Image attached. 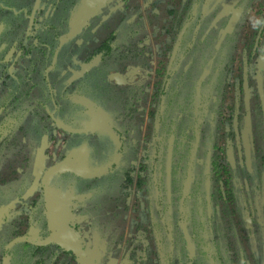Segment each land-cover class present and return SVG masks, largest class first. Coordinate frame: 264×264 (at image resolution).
Here are the masks:
<instances>
[{"label":"rangeland","instance_id":"obj_1","mask_svg":"<svg viewBox=\"0 0 264 264\" xmlns=\"http://www.w3.org/2000/svg\"><path fill=\"white\" fill-rule=\"evenodd\" d=\"M198 2L101 0L91 17L80 21L75 15L81 7V0H31L33 16L39 3L42 6L50 3L56 8L53 18L57 23L60 22L62 32H68L70 29L64 31L67 27H74L75 36L54 61L51 54L55 51L56 43L51 44L52 34L42 29L39 38L45 41L47 54L43 57L47 58L44 61L36 59L42 55L38 51L42 47L41 42L36 38H25L23 41L22 34L31 36L35 26L40 28V22L38 26L28 23L26 28L13 35L17 16L12 17L13 24L3 21L0 7V103L7 96L13 95L27 103L18 108L21 111L18 115L8 113L3 117L4 123L12 122L17 130L12 140L0 143L4 145L0 150V231L3 234L0 238V251L5 247L4 243L9 242L13 236L17 237V234L47 239L52 224L58 231L57 242L36 253V256H40L38 254L44 252L47 264L55 262L53 253L58 252L57 244L72 249L78 255L75 261L70 256L63 257L64 264H165L169 257L168 251L172 252L171 264H184L185 246L178 227L181 218L189 220V226L192 222L204 225L197 229L195 239L197 245L198 239L203 238L204 241L201 248L197 249L200 264H218L221 259L224 260L219 264H264V215H259L260 210L264 212V186L259 185L264 181V172L258 164V171L254 174L258 182H255L252 179L255 176L246 171L241 160V130L246 126L244 112L252 108L257 122L260 118L259 103L254 100L256 94L252 93L251 88L254 86L256 89L257 84L253 74L255 61L264 55V0H255V3L261 5L256 9L253 0L212 1L217 2V6L209 17L210 23L224 12L231 15V24L234 25V18L247 11V19L255 22L250 33L254 37L250 36L249 50L246 52L239 48L241 50L234 56L236 62L226 73L221 72L227 83L222 98V115L220 120H214V116L209 115L207 122L204 121L200 126L205 133L197 152L191 149L190 134L194 128L185 118L187 115L182 114V119H177L175 114H181V111L176 112L168 107L165 115L159 118L156 110L161 102L157 86L160 71L163 70L164 74L171 71L172 60L178 57L177 42L198 15ZM175 7L177 14L169 15ZM13 8L16 10L17 6ZM255 13L258 14L255 16ZM68 21L70 23L66 25ZM253 22L251 25H254ZM217 28L220 30L219 26ZM113 30L117 32L114 42L117 48L105 66L101 65L105 68L100 70L104 75H97L99 84L91 88L67 87V81L82 77L85 51ZM235 39L230 42V47H234ZM19 40L22 42L18 43ZM210 40L215 41V36L212 35ZM21 45H25L24 50ZM251 55L255 57L252 61ZM29 58L33 61L28 62ZM209 61V66H213V61ZM126 65L125 71L123 68ZM198 66V62H193L192 69ZM32 70L41 71L38 75L40 78L49 74L52 94L57 98L59 107L56 114H52L54 107L46 100L47 91L38 88L30 91L28 96L25 95L29 86L39 79H33ZM16 72L19 79H9L5 86L3 82L7 75L10 77ZM127 72L132 73V76H127ZM103 77L107 83L101 82ZM58 80L62 85H58ZM21 82L23 91H16ZM135 85L136 88L131 87ZM58 87H62L61 93ZM135 91H142V94L134 96ZM79 92L85 94L83 98ZM74 98H81L83 103L69 107L73 115L71 119L75 117L78 121L82 120L83 133L80 136L73 134L74 125L67 119L68 112H63L64 105ZM38 102L42 105L41 109L45 110L49 118L46 122L50 126L46 127L45 124L46 128L36 136L33 133L35 121H28L27 113ZM86 103L93 104L98 110L86 112ZM130 105L136 108L133 113L129 111ZM78 107L82 111L79 112ZM83 112L88 114L86 119ZM197 116L199 122L198 113ZM159 119L163 121L162 124H159ZM19 125L22 128L24 126L25 130H18ZM119 127H128L122 167H126L131 154L146 153L145 168L139 172L132 170L131 185L127 184L126 188L119 186L113 194H95L82 189L81 183L75 180L73 169L65 164V159L70 156L77 160L79 172L87 173V178L101 176L111 166V159L115 158V151L108 145L114 148L117 146L114 129ZM255 139L259 141L256 135ZM26 141L29 143L23 144ZM68 141L71 142L69 147ZM155 160L158 162L153 164ZM156 165L159 170L152 176L161 179V219H158L156 189L153 190L154 182L152 185L150 177V170ZM232 165L239 169L230 172ZM21 167L31 182L24 189L13 175ZM222 167L226 171H222ZM55 172L61 173L63 177L57 178V184L55 188H50L52 195L48 198L44 196V187L49 186L52 178L57 177L54 176ZM119 177L121 173L115 176L116 179ZM46 179L45 185L43 182ZM136 179L141 181L136 183ZM185 181H190V194L186 199L182 196ZM225 181L229 183L228 192L223 190ZM70 183L73 188H68ZM58 187L61 189H56ZM33 199H39L35 207L36 219L43 217L50 226L43 225V220L28 227L21 225L23 216L30 214L29 204ZM209 216L215 217V220L221 217L212 228L208 227ZM75 221L79 225L74 230L71 225ZM16 228L17 233L12 235ZM8 252L9 257H0V264H24L30 260V252L22 251L15 245L9 246Z\"/></svg>","mask_w":264,"mask_h":264},{"label":"trees","instance_id":"obj_2","mask_svg":"<svg viewBox=\"0 0 264 264\" xmlns=\"http://www.w3.org/2000/svg\"><path fill=\"white\" fill-rule=\"evenodd\" d=\"M213 0H200L199 7H198V15H196L195 20L189 26L188 28L185 29V32L183 34V37L177 42V49L178 51V57L174 58L171 63V71L169 73L164 74L163 70L160 71V81H158V93L160 95L161 102L157 106V111H158V116L159 118L163 117L166 113V110L168 107L173 108L176 112L181 111V114H175V117L177 119H182L183 115L186 114L187 116L185 117L189 123H191V126L193 129L190 130L192 133L190 134L191 139H190V144L191 149H193V152L196 150L198 151V145L201 140L204 139L203 134L205 133V130L201 129L200 126H202L205 121L207 122V117L208 112L212 113L214 117V120L219 119L220 120V115H222V105L224 104L223 101V93L227 87V83L225 79L223 80V76L221 75L222 73H226L227 69L231 67L232 64L236 62L235 59V54L237 53L238 50H246V52L249 50V40H250V33L253 31V27L255 26V22L250 18L247 19L248 14L246 11V14L242 12L241 16H237L234 18L236 20L234 22V25L231 24L232 21L230 20L231 15L222 13L220 18L214 19L215 21L209 22V17L214 13V9L217 6L216 3H212ZM30 2L31 0H0V7L2 8L1 15H3L2 20L3 21H9L10 24H13L12 22L14 16H17L15 20H17L14 30L12 29L13 35L16 33V31H21L23 28H26L28 23H31L32 26L35 24L37 25L38 22H40L39 27H36L32 29L33 33L31 36L27 35V33H23V41H25V38L28 39H35L38 42H41L42 47L38 49V51L42 54L41 56L38 55L36 59H40L41 61H44L47 57H43L47 54V49L45 47V41L39 38V35L44 28L47 32L52 34L53 38L51 40V44L56 43L55 46V51L52 52V58L53 61L54 59L57 58V55L60 54L65 48L66 44L72 39V37L75 36V30L74 27L71 26V28L67 27L64 29V31L69 30L66 33H63L61 29V24L60 22L57 23L55 18L53 16L55 15L56 8H53L50 3L44 4L42 6L40 3L38 5V9L34 11L35 15H32V11L30 7ZM101 0H84V3H82L81 0V7L80 9L76 12V19L80 21H85L86 18L91 17L94 9L96 10L98 8L99 3ZM188 5H192V3H189ZM247 5V2L245 3L244 7ZM253 5H257L254 7V9L259 8L261 5L260 3H255V0H253ZM14 6H17V9L14 10ZM35 9V8H34ZM7 11H10L9 13ZM177 14V7H175L173 10L169 12V15H175ZM258 13H255V16ZM230 15V16H229ZM254 23V25L251 23ZM34 23V24H33ZM70 22L68 21L66 25H68ZM38 26V25H37ZM219 26L220 30L217 28ZM252 27V28H251ZM215 36V41H211V37ZM116 36L117 32L116 31H111L109 35H107L103 40H99L96 43H92L88 51H85V56H84V62H83V72H82V77L73 80V81H67L65 85L67 87H80V88H91L94 85L99 84L97 82V75L102 76L104 75V72H101L100 70L105 67H102L101 65L106 64L108 62V59L111 57L112 52L115 47L114 42L116 41ZM237 37V38H236ZM254 37V36H252ZM236 38V39H235ZM234 47H230L229 44L232 40H234ZM188 41V42H187ZM22 42V41H18ZM22 50L25 49V45L20 46ZM35 48V47H34ZM241 48V49H239ZM248 49V50H247ZM34 50V49H33ZM29 52V51H28ZM253 54V53H252ZM22 56V54H21ZM26 56V55H24ZM196 57V58H192ZM249 57V56H248ZM34 58V56H32ZM32 58L27 59L28 62L33 61ZM212 58V59H211ZM254 55L250 56V60L252 61L254 59ZM209 60L213 61V66H209ZM52 61V63H53ZM39 62V61H38ZM193 62H198L199 66L197 69H192ZM263 62V61H262ZM259 64V95H261L263 101V111L261 108H259V114L261 116V119L264 117V63ZM126 65L123 70L126 71ZM189 67V68H188ZM225 69V71H223ZM196 70L198 72H196ZM28 73V72H27ZM30 73V72H29ZM39 73L41 71H31V74L35 77L39 78L36 79L38 80L37 83H33L30 87V89L27 90L25 95L28 96L30 91H33L34 89H42L47 91V96L48 98L46 99L49 104H51L54 109L52 114H56V111L59 109L58 107V102L56 101V97L54 94H52V89L51 88V83H50V77L49 74L43 75L41 78L38 77ZM162 75V76H161ZM164 77V80L163 78ZM26 78V77H25ZM82 78H84L82 80ZM9 79H13L16 81L19 79V74L10 76L7 75L6 81L3 82L5 86H7ZM106 78L103 77L102 83H107V80H104ZM99 81V79H98ZM58 85H62L61 81L58 80ZM86 86V87H85ZM132 88H136L137 85L131 86ZM61 88L58 87V90L61 93ZM209 91L207 93V91ZM223 88V89H222ZM23 84L21 82V86L16 89V91H23ZM217 92L220 96H218L216 93ZM81 95V98L85 95L83 92H79ZM77 94V95H79ZM134 96H139L142 94V91H135L133 92ZM75 95V97H78ZM216 96V98L214 97ZM14 96V95H13ZM13 96H7L4 101L0 103V143L5 142L7 143L8 141L12 140L14 136V131L17 130V128L14 127L15 124L10 122L11 124H6L4 123L3 117L8 114L12 113L15 115H18L21 111L18 109L20 106L27 104L25 100L21 101L20 97H13ZM259 97V98H261ZM81 98H74L73 100H70V103H66L64 105V113L68 112V120L70 119L71 122L73 123L74 126H72V131L74 135H79L82 132L83 129V123L81 124V121H78L77 118L71 115V111L69 110V107L71 105H83L82 99ZM165 98V99H164ZM214 98V101H213ZM166 107H165V103ZM193 102V103H192ZM37 103V102H36ZM35 105V108H32L31 111L27 113L28 121H35L34 125V130L33 133H35L36 136L39 135L44 129V125L46 124V127L50 126L48 122V119L45 115V110L41 109L40 102H38L37 106ZM134 105H130V112H134L136 108H133ZM188 107L193 111L191 112ZM5 108V109H4ZM95 107L93 104L86 103L85 106V111L86 112H96L98 108ZM2 109V110H1ZM78 111H82V108L78 107ZM197 113L199 114V122H198V116ZM84 114V118L86 119L88 114ZM215 114V115H214ZM246 116H251V117H256L255 111H252V113L249 111L246 113ZM13 117V116H12ZM16 119V118H15ZM124 120L125 117L123 118ZM122 119V120H123ZM194 119V120H193ZM10 120V119H9ZM159 124H162V120L159 119ZM251 121H253V118H251ZM45 127V128H46ZM212 129V127H210ZM214 128V127H213ZM25 130V127L20 126L18 130ZM215 129V128H214ZM212 129V130H214ZM212 130L210 131L211 133ZM189 131V132H190ZM114 135L117 137V141L115 144L117 146L113 145H108L110 149L114 150V156L115 158L111 159V166L108 167L107 172H104L101 174V176H94L93 178H87V173L85 172H79V162L75 160L73 157H67L65 159V164L70 167V169H73V175L75 176V180L81 183V188L84 190H88L89 192L93 193H98V194H105L107 192L109 193H114L115 191L118 190V187L120 186L121 188H126L127 184L131 185L132 179L130 178V164H132L133 160L135 159V154H131L129 157V160L126 162V167H122L124 164L125 160H121L122 158L124 159L123 155L126 153L125 146H124V140L125 134H128V127H119V129H114ZM98 134V133H97ZM253 137V136H252ZM255 138V135H254ZM104 139V138H103ZM13 143V142H11ZM29 143L28 141L23 142V144ZM68 147L71 145V142H67ZM110 144V143H109ZM197 144V146L195 145ZM7 145V144H6ZM156 147H158V143L155 144ZM195 145V146H194ZM8 146V145H7ZM189 146V145H188ZM4 145L0 144V150L3 148ZM189 149V151L191 150ZM129 152V151H128ZM127 152V153H128ZM64 155V154H63ZM62 155V157H63ZM119 157H118V156ZM159 155V154H158ZM64 158V157H63ZM158 161L155 160L153 164L157 163ZM261 162L264 167V151L263 155L261 157ZM168 165V164H167ZM195 165V163H194ZM215 165V164H213ZM189 166V165H188ZM219 166V165H217ZM132 167V166H131ZM188 168V167H187ZM223 168V167H222ZM67 170V169H66ZM158 165L155 166V168H152L150 170V177L158 171ZM222 171H225V168H223ZM121 173V177L115 178L116 175ZM14 179H17L19 183H21V187L27 188L28 184H30V180L25 177V169L24 168H19L17 171L13 172ZM57 177L52 178L51 183L49 186L44 187V196L45 197H51V189L55 188V185L57 184V178L62 176L61 173H56L55 175ZM67 176L69 177V173H67ZM63 177V176H62ZM152 179V185H153V190L154 188L156 189V195H157V200H156V206L158 208V219H161V202L162 198L160 197L162 192L159 190V183L161 187V179L157 180L154 178V176L151 177ZM255 182H258V179L252 178ZM46 179L43 184L46 185ZM141 181V180H140ZM183 182V181H181ZM190 181H185V188H182V196L184 199L190 194L189 193V184ZM195 183V182H194ZM229 183L225 181L223 185V190L225 192H228L227 185ZM151 185V186H152ZM123 186V187H122ZM93 187H95L93 189ZM261 187V186H260ZM51 188V189H50ZM68 188H73L72 183L68 186ZM256 188H259V186ZM56 189H61L60 187ZM263 189V188H262ZM71 190V189H70ZM59 191V190H58ZM63 192V190H61ZM221 191L220 189L218 190V194H220ZM160 197V198H159ZM41 199V198H39ZM39 199H33V202L29 204V210L30 214L26 213L25 216H23L21 225H26L31 226L37 223V221L40 223V221L43 220V225L45 226H50L48 222L43 219V217L39 219H36V210L35 207L37 206L36 203H38ZM85 215L86 212H83ZM259 215L263 216L264 212L262 210L259 211ZM261 216V217H262ZM38 217V216H37ZM264 217V216H263ZM208 218V217H207ZM215 217H210L208 218L209 228H212L215 223H217L221 217L217 218L216 220L214 219ZM264 219V218H263ZM188 221H185L184 219L179 220L178 227L181 230V234L183 237V245L185 246V260L183 261L184 264H200L197 259V249L202 246L203 244V238L198 239V244L195 241L196 236H197V229L200 226L198 223L192 222V225L190 224L187 225ZM1 224V223H0ZM75 226V229H78V221H75L72 223ZM72 226V225H71ZM42 227V225L40 226ZM17 233V228L16 230L14 229L12 232V235ZM3 234L0 231V238ZM210 235V234H209ZM56 242V233L54 230L53 225L50 226L49 232H48V238L41 240L39 237L35 235H18L17 237L12 239L9 242L4 243L5 247L0 251V257L5 258L9 257V252L8 248L11 245H15L18 249L22 251H29L30 252V260L25 261L24 264H47V259L45 258L46 256H43L42 252L41 254H38L40 256H36L37 251L41 249L44 251L45 249L48 248L49 245L52 243ZM206 242V241H205ZM2 244V243H1ZM230 245V243L228 242ZM58 248V252H52L54 255V260L55 262L53 264H64V258L66 256H70L73 261L77 259V255L73 252V250L66 249V247H61L59 244L56 245ZM201 248V247H200ZM172 250V248H170ZM51 255V254H50ZM167 255H169L167 262L165 264H171L172 262V252L168 251ZM64 257V258H63ZM170 259V260H169ZM224 259L219 260V263H222ZM62 261V262H60ZM204 261V260H203ZM218 263V264H219Z\"/></svg>","mask_w":264,"mask_h":264},{"label":"flooded vegetation","instance_id":"obj_3","mask_svg":"<svg viewBox=\"0 0 264 264\" xmlns=\"http://www.w3.org/2000/svg\"><path fill=\"white\" fill-rule=\"evenodd\" d=\"M261 62L264 63V55H261L260 57H258V61H255V64L253 67V69H254L253 71L255 73H253V72L252 73L255 75V80H256L257 84H256V89L253 86L251 88V90H252V93L256 94V97L254 98V100L259 103V108H261L263 111V107H262L263 106V104H262L263 99H262L261 95H259V90H258V88H259L258 82H259V77H260V75H259V70H260L259 64ZM131 72L137 73L135 70L134 71L131 70ZM132 73L127 72L126 75L132 76ZM259 97H261V98H259ZM247 100H249V99H247ZM259 108H258V111H259ZM249 111L252 112L253 111L252 108L251 109L249 108L244 112L245 119H246V126H244V129L241 130V144H242V158H241V160L244 162V166L247 168L246 171L248 173L254 175L258 171L257 170L258 164H259V167L261 168V170H263V172H264V167H263V164L261 162V157H262L263 151H264V120L261 119L260 114H259L260 118L258 119L259 120L258 122L256 121L257 117L254 118L251 116H246V113ZM208 115H213V114L208 112ZM251 118H253V121H251ZM263 119H264V117H263ZM254 135H256V137L259 138V141H257L254 138ZM138 155H139V153L135 156V159L132 162L131 171L135 169V166L138 162H141L140 168H142V169L145 168V163L147 162L146 153H143L139 156ZM143 159L145 160V162H143V164H142ZM236 169H239V167H236V165H232L230 168V172H234V171H236ZM254 176L255 177H253V178L258 179L256 177V175H254ZM132 177L133 176L131 175V172H130V178L132 179ZM139 181H140V179H136V183H138ZM260 183L261 184H259V185L264 186L263 180ZM262 200L264 201V191H263ZM51 226H52V224H51ZM53 227H54V230L56 233V242H57L58 231H56L54 225H53ZM71 228L75 230V226L73 224H72ZM70 250H72V249H70ZM74 253L77 255L76 252H74ZM77 257H78V255H77Z\"/></svg>","mask_w":264,"mask_h":264},{"label":"built area","instance_id":"obj_4","mask_svg":"<svg viewBox=\"0 0 264 264\" xmlns=\"http://www.w3.org/2000/svg\"><path fill=\"white\" fill-rule=\"evenodd\" d=\"M143 162H145L144 159L142 160V164H143ZM140 165H141V162H138V163L136 164V166H135V170H138V172L142 170V168H140Z\"/></svg>","mask_w":264,"mask_h":264},{"label":"water","instance_id":"obj_5","mask_svg":"<svg viewBox=\"0 0 264 264\" xmlns=\"http://www.w3.org/2000/svg\"><path fill=\"white\" fill-rule=\"evenodd\" d=\"M133 71H134V70H133ZM116 75L118 76V74H114L113 76H116Z\"/></svg>","mask_w":264,"mask_h":264}]
</instances>
